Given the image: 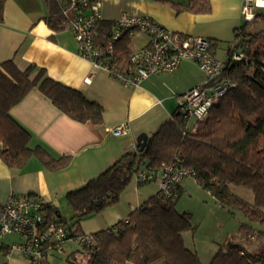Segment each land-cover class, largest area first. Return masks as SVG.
Returning a JSON list of instances; mask_svg holds the SVG:
<instances>
[{
    "label": "trees",
    "instance_id": "16d2710c",
    "mask_svg": "<svg viewBox=\"0 0 264 264\" xmlns=\"http://www.w3.org/2000/svg\"><path fill=\"white\" fill-rule=\"evenodd\" d=\"M4 1L0 0V20ZM65 1L45 0L48 15L44 20L53 30H60V5ZM199 1L198 9L207 10V0H191V3L195 5ZM256 19L264 20L263 9L256 11L253 20ZM250 22L244 21L237 28L235 48L243 53L242 58L229 60L224 67V75L236 86L211 105L204 119L185 117L179 105L148 136L145 150L139 152L134 147L99 175L66 193L72 211L71 223L46 204L45 218L64 224L69 230L75 227L71 236L83 233L79 221L116 204L137 170L145 166L146 170L157 172L163 163L178 155L180 165L195 171L196 183L221 207L243 214L245 220L239 226L243 237L254 230L264 237V38L257 41L261 35L246 33ZM109 25L110 21H97L95 31L101 32L97 38H104ZM129 38L123 33L114 43V53L123 66L129 64ZM34 88L58 110L80 123H101L103 108L80 91L49 78L43 68L34 64L20 69L12 59L0 63V159L10 167L20 168L35 156L47 169L58 170L69 164L70 157L55 159L38 146L30 148V134L10 115V109ZM232 186L250 190L253 200L243 199L234 193ZM178 195L179 192L166 197L157 191L126 218L92 233L96 239L93 251L87 254L77 251L85 257L83 263L70 259L74 253L67 256V261L69 264H202L197 252L184 243L183 232L194 226L190 213L177 210ZM253 223L261 227L256 229ZM51 253L54 252L47 255ZM245 254L240 243L227 242L218 246L208 264H264L263 253L256 258Z\"/></svg>",
    "mask_w": 264,
    "mask_h": 264
},
{
    "label": "crops",
    "instance_id": "0c3cea01",
    "mask_svg": "<svg viewBox=\"0 0 264 264\" xmlns=\"http://www.w3.org/2000/svg\"><path fill=\"white\" fill-rule=\"evenodd\" d=\"M99 1L97 12L103 21L111 22L122 14L148 17L169 30L211 40L216 57L223 56L235 30L243 23L242 0H207V10L198 9L200 1L192 5L191 0ZM47 15L45 0L4 1L0 20V63L12 59L20 69L29 64L43 68L49 78L80 91L88 100L101 105L103 118L99 124L74 121L37 88L29 91L10 109V115L30 134V148L38 146L55 159L69 156L70 162L64 168L49 170L35 156L20 168L10 167L0 159V204L11 194L32 195L70 218L72 211L66 202V193L81 187L125 152L134 149L138 134L144 132L149 136L154 132L178 108L182 95L201 83L204 75L196 63L182 60L174 71L150 75L136 86L123 85L105 71L94 69L89 60L77 53L73 33L59 24L60 30L51 29L44 20ZM148 42L147 34L135 32L129 38L128 47L131 51L137 50ZM122 123L128 127L125 134L115 136L105 131ZM187 182H182L179 193L185 191ZM156 192V182L123 191L119 203L81 219V231L94 233L114 225ZM253 225L260 228L256 223ZM251 233L257 235L256 230ZM252 234L248 237L254 239ZM19 240L16 234L2 238L0 264H34L16 249H10ZM259 240L264 244V237L257 235L256 247ZM70 242L64 243L66 261L50 263L48 259L55 257L51 253L45 257L44 264H69L66 258L72 253L70 259L83 263L85 257L79 255V248ZM227 242L240 243L247 253L250 252L245 245L250 239L243 237L239 230L234 240H225L223 244ZM208 262L201 261L202 264Z\"/></svg>",
    "mask_w": 264,
    "mask_h": 264
},
{
    "label": "built area",
    "instance_id": "2783aa9c",
    "mask_svg": "<svg viewBox=\"0 0 264 264\" xmlns=\"http://www.w3.org/2000/svg\"><path fill=\"white\" fill-rule=\"evenodd\" d=\"M99 4V0H67L60 5L59 26L67 27L73 33L77 53L89 60L94 69L105 71L123 85L136 86L150 75L174 71L182 60L196 63L204 79L182 95L180 106L185 117L197 121L206 117L209 108L220 96L236 86L224 75V67L229 60L237 61L243 56L235 48L238 29L222 57L214 55L215 45L211 40L169 30L148 17L122 14L110 22L104 38H97L95 26L100 20L97 12ZM258 8L264 10V0H242V20H253ZM135 32L147 34L148 45L132 50L128 56L129 64L123 66L114 53V43L123 33L132 36ZM105 131L118 136L125 134L128 127L122 123ZM180 161L175 155L157 172L140 168L133 178L137 185L154 181L160 194L174 196L185 177H195V171L180 165ZM45 204L39 197L15 194L1 203L0 248L5 235L16 234L20 240L10 249H16L32 263L43 262L49 252L64 251L66 241H72L85 254L93 251L96 239L92 233L71 236L75 227L69 230L66 225L45 218Z\"/></svg>",
    "mask_w": 264,
    "mask_h": 264
},
{
    "label": "rangeland",
    "instance_id": "374dc122",
    "mask_svg": "<svg viewBox=\"0 0 264 264\" xmlns=\"http://www.w3.org/2000/svg\"><path fill=\"white\" fill-rule=\"evenodd\" d=\"M258 10L259 9L256 11ZM242 22L244 21L242 20ZM246 33H249V35L259 34L261 36L257 41H262L264 38V20L256 19L248 23ZM186 180L188 182L186 183L185 191L179 193L176 198V208L180 212L186 211L190 213L194 227L193 229L183 232L184 243L190 248L195 249L201 261L207 263L214 252H216L218 246L222 245L225 240L235 239L239 230L238 228L245 218L238 210L230 212L226 208L221 207L206 190L199 185L193 184V181H195L193 177H185L182 182ZM148 183H154V181L137 185L132 175L130 182L123 191L138 189ZM232 189L235 193L238 192L239 196L243 199L248 201L252 200L253 195L250 190L235 186H232ZM119 200L117 203H119ZM63 216L68 221V224L71 223L69 215ZM252 235L255 237L254 239L247 237L250 239V243H246L245 245L250 252L247 253V251H245V253H247L245 255L248 257V254H251L256 258L262 253L264 254V244H261L262 241L259 240L256 247L257 235ZM77 253L82 255V252ZM53 255H55V257H50V259H48L50 263H55V261H66L65 252L63 251L55 252Z\"/></svg>",
    "mask_w": 264,
    "mask_h": 264
},
{
    "label": "water",
    "instance_id": "95a60500",
    "mask_svg": "<svg viewBox=\"0 0 264 264\" xmlns=\"http://www.w3.org/2000/svg\"><path fill=\"white\" fill-rule=\"evenodd\" d=\"M149 137L147 136L146 133L142 132L136 136L135 139V147L137 148V151H143L147 148L148 143H149ZM148 161H145L147 163ZM141 168H145V166H142ZM97 204V202H96Z\"/></svg>",
    "mask_w": 264,
    "mask_h": 264
},
{
    "label": "bare ground",
    "instance_id": "6f19581e",
    "mask_svg": "<svg viewBox=\"0 0 264 264\" xmlns=\"http://www.w3.org/2000/svg\"><path fill=\"white\" fill-rule=\"evenodd\" d=\"M259 9V8H258ZM257 10V9H256ZM256 10H255V12H256Z\"/></svg>",
    "mask_w": 264,
    "mask_h": 264
}]
</instances>
